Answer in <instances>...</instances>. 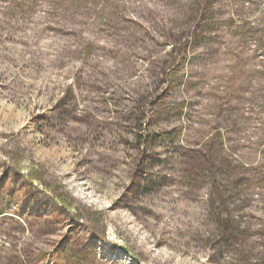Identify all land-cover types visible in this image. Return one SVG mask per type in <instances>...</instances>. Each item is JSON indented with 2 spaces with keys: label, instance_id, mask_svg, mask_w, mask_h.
Wrapping results in <instances>:
<instances>
[{
  "label": "rangeland",
  "instance_id": "rangeland-1",
  "mask_svg": "<svg viewBox=\"0 0 264 264\" xmlns=\"http://www.w3.org/2000/svg\"><path fill=\"white\" fill-rule=\"evenodd\" d=\"M0 264H264V0H0Z\"/></svg>",
  "mask_w": 264,
  "mask_h": 264
},
{
  "label": "trees",
  "instance_id": "trees-1",
  "mask_svg": "<svg viewBox=\"0 0 264 264\" xmlns=\"http://www.w3.org/2000/svg\"><path fill=\"white\" fill-rule=\"evenodd\" d=\"M214 169H216V167L213 165V164H208V166H207V170H210V171H212V172H214ZM224 233V232H223ZM224 234H226V233H224Z\"/></svg>",
  "mask_w": 264,
  "mask_h": 264
}]
</instances>
